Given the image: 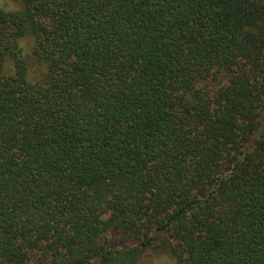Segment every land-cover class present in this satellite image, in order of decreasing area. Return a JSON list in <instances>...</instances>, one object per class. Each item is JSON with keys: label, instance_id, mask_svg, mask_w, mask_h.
I'll return each instance as SVG.
<instances>
[{"label": "trees", "instance_id": "obj_1", "mask_svg": "<svg viewBox=\"0 0 264 264\" xmlns=\"http://www.w3.org/2000/svg\"><path fill=\"white\" fill-rule=\"evenodd\" d=\"M264 264V0H0V264Z\"/></svg>", "mask_w": 264, "mask_h": 264}, {"label": "rangeland", "instance_id": "obj_2", "mask_svg": "<svg viewBox=\"0 0 264 264\" xmlns=\"http://www.w3.org/2000/svg\"><path fill=\"white\" fill-rule=\"evenodd\" d=\"M147 264H174V261L171 260L167 255H153L149 259H146Z\"/></svg>", "mask_w": 264, "mask_h": 264}]
</instances>
